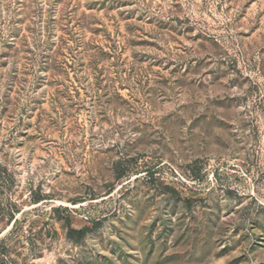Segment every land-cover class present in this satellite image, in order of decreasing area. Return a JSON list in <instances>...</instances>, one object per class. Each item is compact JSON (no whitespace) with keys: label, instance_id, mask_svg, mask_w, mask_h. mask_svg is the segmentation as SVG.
Returning <instances> with one entry per match:
<instances>
[{"label":"rangeland","instance_id":"rangeland-1","mask_svg":"<svg viewBox=\"0 0 264 264\" xmlns=\"http://www.w3.org/2000/svg\"><path fill=\"white\" fill-rule=\"evenodd\" d=\"M0 264H264V0H0Z\"/></svg>","mask_w":264,"mask_h":264},{"label":"trees","instance_id":"trees-1","mask_svg":"<svg viewBox=\"0 0 264 264\" xmlns=\"http://www.w3.org/2000/svg\"><path fill=\"white\" fill-rule=\"evenodd\" d=\"M121 177V175H118V178H120ZM84 232V230H82V231H80V232H73V231H71L70 233L71 234H73V233H78V234H80V233H83Z\"/></svg>","mask_w":264,"mask_h":264}]
</instances>
